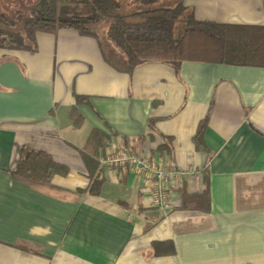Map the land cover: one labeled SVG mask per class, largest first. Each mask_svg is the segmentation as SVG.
Returning a JSON list of instances; mask_svg holds the SVG:
<instances>
[{
    "label": "crops",
    "instance_id": "crops-1",
    "mask_svg": "<svg viewBox=\"0 0 264 264\" xmlns=\"http://www.w3.org/2000/svg\"><path fill=\"white\" fill-rule=\"evenodd\" d=\"M184 5L201 21L264 27V0ZM100 40L61 28L34 49L0 48V264H264V64L130 73ZM94 129L108 136L96 193L82 155ZM24 146L68 173L17 175ZM124 149L184 172L169 209L151 206L144 178L102 162Z\"/></svg>",
    "mask_w": 264,
    "mask_h": 264
},
{
    "label": "trees",
    "instance_id": "trees-1",
    "mask_svg": "<svg viewBox=\"0 0 264 264\" xmlns=\"http://www.w3.org/2000/svg\"><path fill=\"white\" fill-rule=\"evenodd\" d=\"M169 3L173 5H160L167 4L163 0H26V8L14 15L0 5V48L34 49L37 33L70 28L99 40L105 37L122 55L124 69L130 73L149 61L176 67L183 61L264 64V27L201 21L189 13L184 0ZM181 20L184 25L178 37L175 31ZM206 122L200 123L196 133L198 145ZM107 137L94 129L82 149L86 163L94 166L89 187L93 193L103 181L99 154L107 146ZM68 171L50 155L27 146L21 149L15 170L21 177L41 182Z\"/></svg>",
    "mask_w": 264,
    "mask_h": 264
},
{
    "label": "built area",
    "instance_id": "built-area-1",
    "mask_svg": "<svg viewBox=\"0 0 264 264\" xmlns=\"http://www.w3.org/2000/svg\"><path fill=\"white\" fill-rule=\"evenodd\" d=\"M102 162L116 168L127 167L134 176L144 178L150 183L151 206L162 211L170 208L169 186L184 176L183 171L167 163H160L145 153H133L127 149L109 152L104 155Z\"/></svg>",
    "mask_w": 264,
    "mask_h": 264
},
{
    "label": "rangeland",
    "instance_id": "rangeland-1",
    "mask_svg": "<svg viewBox=\"0 0 264 264\" xmlns=\"http://www.w3.org/2000/svg\"><path fill=\"white\" fill-rule=\"evenodd\" d=\"M20 0H0V5H1V7L4 9V10H6V11H8L9 12V14H11V15H14L15 14V12H16V10H22V9H25L26 8V6H25V2H26V0H21L20 2H19ZM164 1V3L166 2L167 4H160V5H173V3L172 4H170L169 2H170V0H163ZM183 21L181 20L180 21V23H178V25H177V28H176V35L179 37L180 35H181V33H182V28H183Z\"/></svg>",
    "mask_w": 264,
    "mask_h": 264
}]
</instances>
